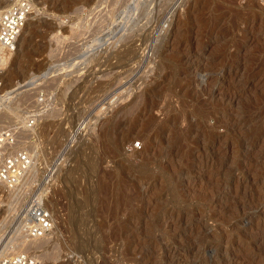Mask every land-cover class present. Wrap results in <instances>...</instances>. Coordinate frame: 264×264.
<instances>
[{"label": "rangeland", "instance_id": "374dc122", "mask_svg": "<svg viewBox=\"0 0 264 264\" xmlns=\"http://www.w3.org/2000/svg\"><path fill=\"white\" fill-rule=\"evenodd\" d=\"M36 2L0 128L50 98L0 185V255L19 233L44 264H264V0ZM35 200L55 227L28 240Z\"/></svg>", "mask_w": 264, "mask_h": 264}, {"label": "built area", "instance_id": "2783aa9c", "mask_svg": "<svg viewBox=\"0 0 264 264\" xmlns=\"http://www.w3.org/2000/svg\"><path fill=\"white\" fill-rule=\"evenodd\" d=\"M38 8L36 0H8V3L0 4V86L3 62L17 50L20 36L31 14ZM49 98L47 93H38L37 106L29 109L22 120L26 129L36 128ZM23 125L17 122L0 128V185L8 188L16 187L35 164L34 155L29 149L16 147ZM133 147H141V141H136ZM54 171L55 167H48L47 175L50 177ZM54 227L55 218L51 209L43 201H33L22 223V234L28 240H36L48 237ZM0 264H44V261L32 251L18 249L0 255Z\"/></svg>", "mask_w": 264, "mask_h": 264}, {"label": "bare ground", "instance_id": "6f19581e", "mask_svg": "<svg viewBox=\"0 0 264 264\" xmlns=\"http://www.w3.org/2000/svg\"><path fill=\"white\" fill-rule=\"evenodd\" d=\"M6 3H8V0H5V2H4V4H6ZM3 4V5H4ZM36 12H38V11H36ZM131 17V16H130ZM129 17V18H130ZM127 18V17H126ZM133 19V18H132ZM130 21H131V19H129ZM29 21H32L31 20V17H30V19L28 20V23H27V25L28 24H30L29 23ZM124 21V20H123ZM128 21V20H127ZM126 20H125V22L123 23V28H124V26L128 23ZM127 22V23H126ZM27 25L25 26V28H24V30H23V32L22 33H24V31H25V29H26V27H27ZM133 25V24H132ZM132 27V26H131ZM133 30V29H132ZM122 31V29L120 30V32ZM123 32H121V34H122ZM130 34H131V32H130ZM116 35H117V33H116ZM21 36H22V34H21ZM20 36V37H21ZM115 36L114 35H111L110 37H109V39L108 40H106V42L105 43H102L100 46H99V48H101V47H104L106 44H108L113 38H114ZM20 39H19V45H20ZM19 45H18V47H19ZM125 45V44H124ZM127 48V47H126ZM143 48V47H142ZM17 50H18V48H17ZM16 50V51H17ZM135 50H138V49H135ZM140 50H141V48H140ZM16 51L14 52V53H12V54H10V55H8L7 57H6V59L4 60V62H3V64L5 65V66H7L8 64H9V62H10V60L12 59V56H13V54H15L16 53ZM92 51H89V52H87L86 53V55L85 56H83L84 58H87V56H89L90 55V53H91ZM138 53V52H137ZM140 53V52H139ZM143 53V52H142ZM138 55V54H137ZM135 57V56H134ZM3 71H4V69H3ZM2 77H3V73H2ZM2 98H0V107H1V105H2ZM82 128L83 127H78L77 129V132H75V133H77L73 138H72V140L73 141H75V140H77V139H80L81 138V130H82ZM20 184V183H19ZM18 184V185H19ZM17 185V186H18ZM28 213V209L26 210V212H25V214H24V216L26 217V214ZM21 227L22 226H20V228L19 229H21ZM19 234V233H18ZM18 234H15V235H13L9 240H8V242L3 246V249L1 250V253L3 254V253H7L8 251L10 252V251H15V250H17V249H19V248H21V246L23 245V243H24V240L25 239H21V237H19V235ZM25 238V237H24ZM31 240H35V239H31Z\"/></svg>", "mask_w": 264, "mask_h": 264}]
</instances>
